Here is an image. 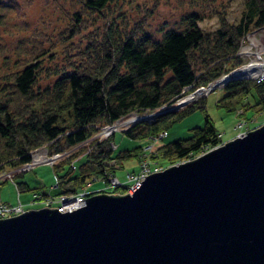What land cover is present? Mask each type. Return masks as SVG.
<instances>
[{
  "label": "trees",
  "instance_id": "obj_1",
  "mask_svg": "<svg viewBox=\"0 0 264 264\" xmlns=\"http://www.w3.org/2000/svg\"><path fill=\"white\" fill-rule=\"evenodd\" d=\"M77 1L80 7L68 13L69 25L61 33V40L70 42L65 46L71 55L69 67L46 74L44 78L52 79L40 88L43 57L53 53L36 44L23 50L22 57L0 77V170L29 160L30 151L36 147L45 145L49 153L63 151L85 141L103 125L131 113L160 109L182 98L186 91H198L241 62L236 52L249 31H264V0H244L235 22L227 19L225 7L215 10L218 24L213 30L200 28V14H189L183 18V28L165 30L159 38L144 27L161 0H153L131 28L124 22L119 29L108 16L109 5L117 0ZM224 89L226 93L217 105H230L254 89L259 96L254 110H264V84L233 76L226 80ZM204 99L178 111L140 119L122 132L129 138L148 141L164 133L161 140L173 123L204 108ZM113 134L94 140L77 167L72 158L65 159L69 168L59 174L64 162L56 164V193H75L86 181L93 186L95 178L103 182L102 174L116 175V168L105 172L107 161L121 163L138 155L141 146L117 150L116 145L112 149ZM219 142V132L204 113L202 126L192 127L187 137L159 145L155 155L165 163L182 161ZM141 153L147 154L145 150ZM16 184L19 190L30 189L23 181Z\"/></svg>",
  "mask_w": 264,
  "mask_h": 264
},
{
  "label": "water",
  "instance_id": "obj_2",
  "mask_svg": "<svg viewBox=\"0 0 264 264\" xmlns=\"http://www.w3.org/2000/svg\"><path fill=\"white\" fill-rule=\"evenodd\" d=\"M140 183L0 218V264H264V123Z\"/></svg>",
  "mask_w": 264,
  "mask_h": 264
},
{
  "label": "rangeland",
  "instance_id": "obj_3",
  "mask_svg": "<svg viewBox=\"0 0 264 264\" xmlns=\"http://www.w3.org/2000/svg\"><path fill=\"white\" fill-rule=\"evenodd\" d=\"M152 2L153 0H117L109 5L108 16L113 17L115 28L119 29L124 22L131 28L133 24L138 22L140 17L144 15L146 10L150 9ZM79 7L80 4L77 0H0V77L13 67L12 64L18 58L22 57L23 50H26V48L30 49L29 47L31 46L36 47L34 46L36 44H42L43 47L49 49L48 53H53L52 57H43L40 69L41 76L39 78L41 80L40 88H43V85L52 79V77L47 79L44 78L46 74L69 67L71 55L66 53L65 46L70 42L68 40L62 41L61 33L69 25L68 13L76 11ZM223 7H225L227 19L230 22H235L239 18L244 7V0H161L154 11L151 12V15L147 19V25L144 28L153 35L154 38H159L161 33L165 30L170 28H183V18L189 14L198 13L202 16V19L198 22L200 28L213 30L218 24L214 12ZM96 22L100 23L101 20L97 19ZM91 28L92 26H90L88 30ZM244 42L242 44L243 46H240L236 52L241 62L221 73L216 79L209 81L208 83L216 82L211 90L206 92V88L209 85L207 83L199 88L198 91H186L182 97L183 99L191 96L195 98L172 110L178 111L202 98H205L204 108L195 109L189 115L169 126L165 138L161 140H159L160 138H154L149 141L147 139L129 138L122 132L129 126H127V128L120 127L117 128L116 131H112L111 133L114 132L113 141L110 142L112 149L116 145L118 146L117 150L124 148L132 149L138 146L141 147L137 156L133 155L125 158L121 163H118L116 160L107 161V170L105 172L116 168V175L121 183L124 184L125 181H127L124 186H132L138 179H144V176L149 173L161 171L171 165L195 158L224 144L228 140L237 136H243L246 132L262 125L264 123V110L260 112L254 110L253 104L259 99L254 89L248 93L246 97H239V99L234 100L230 105H217V101L222 99L226 93L224 86L227 80L226 78L229 80L228 74L233 73L239 66L254 62L253 57L255 56L261 55L264 57V35L262 28L249 31ZM255 62L258 61L255 60ZM234 77L237 78L238 76L234 75ZM259 83L264 84V80H261ZM182 98L180 97L174 100L172 102L173 104L163 106L160 109L169 108L174 105V102L176 103V101L182 100ZM248 105H250L249 108ZM160 109L145 111L144 114L131 113L118 121L128 118L131 115L138 114L146 116L147 114H152L145 117L146 119H151L153 118V113ZM204 113L208 115L216 131L219 132V143L212 147H206L202 149L198 155H192L190 158L182 161L173 160L170 163H165L162 157L157 158L155 153L159 145L177 138L189 136L192 127L203 125ZM103 126L98 128L99 130L90 135L85 141L79 143L78 146L76 144L72 147L65 148V150L68 149L65 153L67 157L65 156L62 161H60L61 157L58 158L57 164L60 165L65 159L72 158L73 164L77 167L79 162L84 158L82 153L87 150L88 146L94 140H104L111 134H108L109 132L101 134L102 130L108 127ZM142 150H145L147 154L143 155L141 153ZM55 166L56 164L52 167L47 164H39L35 166V168L15 177L16 182L23 181L30 188L18 189L20 200L23 202L26 209L47 207L46 203H40L42 201L41 197L33 199L37 202L34 205L29 203L34 191L51 192L55 197L58 196L56 195V189L53 188L56 186L57 177L54 171ZM68 168V164L64 162V168L60 167L58 173L63 174ZM126 172L130 173L127 177ZM106 175L102 174L103 177H106ZM92 181H94V184L91 186V189H85L84 198L97 193L115 194L112 189L119 190L118 192H122L121 194L128 192V188L125 187L120 188L118 186L117 188H113V186L110 185L111 182L108 180L101 182L95 178ZM86 186L85 182L82 187ZM118 192L117 194H120ZM44 197H46V194ZM0 200L9 204L15 203L17 200L16 189L14 184L9 180L0 183Z\"/></svg>",
  "mask_w": 264,
  "mask_h": 264
},
{
  "label": "built area",
  "instance_id": "obj_4",
  "mask_svg": "<svg viewBox=\"0 0 264 264\" xmlns=\"http://www.w3.org/2000/svg\"><path fill=\"white\" fill-rule=\"evenodd\" d=\"M246 35L244 36V38L246 37ZM263 35H264V31H263ZM244 40L240 44L241 47L243 46L242 44H243ZM245 51H246V49H245ZM262 59H264V57H262L261 55L253 57V61H255V60L260 61ZM240 67H242V66H240ZM240 67H238V68H240ZM236 70L233 73H237ZM236 75L239 78H247L248 77L249 79H253V80H255L258 83L261 80H264V76H263L264 73H262V71H260V70L258 72H255V73H250L249 70H247V71L244 70L242 73H238ZM215 83H211L210 82L209 84L210 85L211 84L214 85ZM212 88H213V86L210 88V90ZM203 90H201V91H203ZM117 120H115V121H117ZM115 121L110 123V124L104 125V126H111L110 127V131H109L108 134H110L114 130L115 131L117 130V129H113L112 128V125L115 123ZM163 135H164V133H159L154 138L158 139V138H160ZM92 138H93V136H92ZM154 138H152V139H154ZM78 145H79V143L77 144V146ZM67 151H68V149L60 151V152L49 153L47 148H46V146L42 145V146L36 147V148H34V149H32L30 151L29 160H27L25 162H21V163L15 165V166H12V167H10L8 169L0 170V183L2 181H7V180H9L11 183H13L14 187L16 189V197H17L16 202L15 203H11V204L0 200V218L12 216V215H15V214H19V213L23 212L26 209L24 204H23V202L20 200V197H19L20 194H19L18 187H17L16 181H15V177L20 175V174H22L23 172H26L28 170H31V169L35 168V166H37L39 164H47V165H50L52 167L53 165L57 164V159L58 158L61 157L60 161H62L65 158V156H66L65 153ZM148 163H149V161H148ZM129 175H130V173L126 172V177L129 176ZM101 178H103V182H105V180L110 181L111 182L110 185L113 186V187L114 186H119V187L121 186V188H122V186L125 185V183H127V181H125L124 184L121 183L120 179L116 175L110 174V173L107 174L106 177H103L101 175ZM139 181H141V178L138 179L135 182L134 185L130 186V188H133ZM57 182H58V180H57V177H56V186H57ZM86 185H87L86 187H81V189L79 191H76L75 193H71V194H63V193H59L58 194L57 193L56 195H58L57 196L58 198L55 197V195H53L50 192L45 193V192L34 191L33 195H32V198L30 199L29 203L31 205H34L37 202H36V200H33V199L41 197L42 201L40 203H46L47 207H57V209L60 210V211L72 210V209H75L76 207H79V206L82 205L81 204V200L84 198L85 189L86 188L87 189H91L92 185L89 183V181H86ZM45 194H46V197H44Z\"/></svg>",
  "mask_w": 264,
  "mask_h": 264
},
{
  "label": "bare ground",
  "instance_id": "obj_5",
  "mask_svg": "<svg viewBox=\"0 0 264 264\" xmlns=\"http://www.w3.org/2000/svg\"><path fill=\"white\" fill-rule=\"evenodd\" d=\"M240 67V66H239ZM244 70H249V72L250 73H255V72H258L259 70H261L262 71V73H264V59L263 60H261V61H258V62H251V63H247V64H245V65H243L242 67H240V68H238L237 70H236V72L237 73H231V74H228V76H229V78H232L234 75H236V74H238V73H242ZM221 80H223V79H221ZM220 80V81H221ZM212 86H214V85H208L207 86V88H206V92L207 91H209L210 90V88L212 87ZM195 97L194 96H191V97H188V98H185V99H182V100H179V101H177L176 103H174V105H172L171 107H167V108H162V109H160V110H157V111H162V110H166V109H175V108H177L178 106H182V104H184V103H187L188 101H190V100H193ZM155 113V112H154ZM144 114V113H143ZM148 115L150 116V115H152V114H147V116L146 115H131V116H129L128 118H125V119H122V120H120V121H117V122H115L113 125H112V128L113 129H117V128H120V127H126L127 128V126H130L132 123H135V122H137L138 120H140L141 118H145V117H148ZM110 127L111 126H108V127H106V128H104L103 130H102V132H101V134H106V133H108L109 131H110ZM156 136V135H155ZM148 140V139H147ZM160 140V139H159ZM152 146H154V145H152ZM152 148V147H151ZM200 151V150H199ZM153 157V156H152ZM138 172V171H137ZM142 180H144V179H141V181ZM141 184L140 183V181L133 187V188H130V185H128V186H122V187H125V188H128L129 190H128V193L129 194H131L136 188H138L139 187V185ZM121 187V186H120ZM117 188V187H116ZM125 191V190H124ZM89 195V194H88ZM94 195V194H93ZM82 206V205H81Z\"/></svg>",
  "mask_w": 264,
  "mask_h": 264
}]
</instances>
